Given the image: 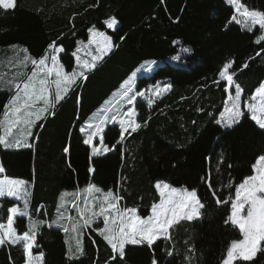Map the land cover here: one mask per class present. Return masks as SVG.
Segmentation results:
<instances>
[{
  "label": "trees",
  "instance_id": "obj_1",
  "mask_svg": "<svg viewBox=\"0 0 264 264\" xmlns=\"http://www.w3.org/2000/svg\"><path fill=\"white\" fill-rule=\"evenodd\" d=\"M240 2L248 11L264 13V0ZM233 15L228 0H15L13 9L0 8V134L7 126L4 105L33 67L31 59L41 58L54 43L63 49L55 53L57 59L70 70L73 53L88 42L90 27L112 37L111 50L80 75L62 101L51 99L55 107L31 129H13L30 147L0 144L2 177L28 183V215H16L14 227L22 235L37 222L31 252L41 257L40 264H152L154 257L158 264H221L231 241L242 237L238 228L225 224L229 197L234 198L235 186L252 174L256 158L264 155V129L247 112L231 128L217 124L227 93L218 73L231 62L233 85L241 86L243 96L253 95L264 82V41L257 43L264 31L258 25L248 31L231 19ZM110 17L117 22L113 28L106 23ZM146 60L155 63L153 68L133 83L144 93L132 104L140 127L129 129L121 140L119 122H109L99 136H92V144H85L92 133L84 125L79 132L80 118ZM157 84L170 87L153 96L149 89L155 91ZM120 101L116 97L113 103L122 112L129 105ZM42 107L38 101L30 111ZM157 181L196 189L204 205L201 214L173 225L169 239L161 237L152 246L126 245L123 258L96 231L102 228L101 220L80 230L77 252L76 234H66L61 227H70L71 221L52 219L63 191L66 211L74 220H80L81 207L94 209L90 194L108 191L121 196L122 205L148 214L157 198ZM90 184L100 192L87 191ZM217 198L229 202L217 204ZM19 203L0 197L1 223ZM25 262L22 243L0 246V264ZM234 264H264V250L251 261Z\"/></svg>",
  "mask_w": 264,
  "mask_h": 264
},
{
  "label": "snow or ice",
  "instance_id": "obj_2",
  "mask_svg": "<svg viewBox=\"0 0 264 264\" xmlns=\"http://www.w3.org/2000/svg\"><path fill=\"white\" fill-rule=\"evenodd\" d=\"M236 11L244 18V23L248 31H252V25H258L260 29H264V13L256 11H248L247 8L240 2V0H228ZM15 7V0H0V8L9 10ZM233 21L241 23L236 15L231 17ZM108 28H113L117 23L115 19H110L107 22ZM90 37L89 44L95 42L97 44L96 52L99 55L93 56V63L80 61L77 59V64L83 69H91L95 66V62L100 60L107 49L111 48V41L104 32H97L94 29H89ZM264 41V36H261L257 43ZM53 53L50 57L51 66H48L47 58L41 57L40 59H31V64L36 66L33 68L31 75L23 83L22 87L17 84L15 95L10 97L7 104L4 105L7 109L5 116L6 127H4L3 134H0V144L5 148H22L30 147L23 136L16 138L13 135V129L23 125L26 129H31L35 121H39L45 113L55 107L53 100L49 99V86L55 84V101H62L64 95L69 92V89L76 83V77L83 75V72H65L62 64L59 63L55 53L62 52L63 49L57 47L54 43L48 46ZM26 51V50H25ZM79 47L77 48V52ZM74 55L76 53H73ZM259 55V53H257ZM29 56H24V61H28ZM247 65H245L246 67ZM232 63H225L219 70L220 81L227 82V85L234 84V73L229 70ZM55 76L54 80L49 77ZM135 75V73L133 74ZM131 78L126 80L121 85L125 89L122 93L123 98L127 101L128 105H132L137 97L143 96V92H137L135 95L129 94L133 91ZM170 85L165 84L163 88L157 84L155 91L149 89L153 96H158L167 91ZM229 89L225 87L224 91ZM241 86L235 84L234 95H229L225 101L224 111L220 113L221 119L217 124H222L226 128H231L236 125L245 113L241 111ZM42 101L44 107L38 111H30L36 102ZM151 103V100H149ZM248 112L251 113V119L261 128L264 129V82H261L255 88L252 95V102L244 105ZM136 112L132 107H128L127 111L122 114L119 119L120 124V138H125V133L131 129L135 132L140 125L136 122ZM112 120L117 117L113 115ZM103 122V121H101ZM43 125H41L42 127ZM90 127H92L90 125ZM96 131L84 141L85 144H92V136L99 133V125L95 126ZM131 132L128 134L130 135ZM32 133L29 131L28 135ZM69 149L64 148V152ZM97 149L94 147L93 152ZM107 151V149H105ZM254 174L247 176L237 186H235V198L229 197L231 204L230 214L225 220V224L230 223L233 227L239 229L242 239H233L230 246L227 247L226 256L223 258L221 264H234V261H251L255 255L264 250L261 242L264 241V155L259 156L256 162L252 165ZM4 169L0 167V172ZM89 171H93L89 168ZM23 181L16 179H9L4 177L0 179V197L5 195L8 197H17L22 190ZM159 192V203H153L150 209V215L142 217L138 214L137 208H125L120 210L118 201L122 199L119 195H113L112 191L104 193L103 201L101 202L98 211H92L91 208L86 207L81 212L80 220H74L71 217L65 218L63 215L59 216L57 222H63L65 219L71 221V226L61 223V227L66 234L69 232L75 233L73 239L76 240V251L80 252V230L90 225L93 220L98 217H103V228H97L96 231L104 240L111 246L112 252L118 254L120 258L125 255L126 245H147L152 246L159 238L163 237L169 239L170 228L181 220L192 221L200 216V209L204 207L201 199L198 197V191L193 189H177L172 187L166 182L157 181L154 185ZM209 189L216 195L215 190L211 189L209 182ZM87 191L100 192V189L94 185H89ZM217 204H227L229 201H221L219 198L216 200ZM107 205L106 207L104 205ZM19 211L21 217L27 216V210L20 211L17 208L10 209L7 217V224L0 223V246L10 243L16 245L23 244V254L26 258V264H34V261H39L41 257L37 255L32 256L31 250L33 249V241L35 240V231L37 222L33 221L29 225V230L24 231L22 235H18L13 228V214ZM82 221V223H81ZM71 252V249H70ZM115 259V257H113ZM152 264H158L155 257Z\"/></svg>",
  "mask_w": 264,
  "mask_h": 264
},
{
  "label": "rangeland",
  "instance_id": "obj_3",
  "mask_svg": "<svg viewBox=\"0 0 264 264\" xmlns=\"http://www.w3.org/2000/svg\"><path fill=\"white\" fill-rule=\"evenodd\" d=\"M235 12H236V16H237V18H238V20H241V22L243 23V24H245L244 23V18L236 11V9H235ZM110 19H115L114 17H110L108 20H110ZM107 20V21H108ZM246 25V24H245ZM89 29H94L95 31H97V32H104L105 33V35L109 38V40L111 41V48H112V37H111V35L109 34V33H107L106 31H101V30H99V29H97V28H95V27H90ZM263 31H264V29H263ZM88 32H89V30H88ZM89 37H90V33H89ZM80 48H79V51L77 52V50H76V54L74 55L75 56V58H74V66L70 69V70H67V69H65V67H64V65L62 64V62L58 59V61H59V63L60 64H62L63 65V67H64V70H65V72H68V73H71V72H73V70H75L76 72H84L85 70H87V69H83L80 65H78L77 64V59L79 58V60L80 61H86V62H88V63H93V60H92V57L93 56H96V55H99L97 52H96V48H97V44L95 43V42H93V43H91V44H89V38H88V42H86L85 44H83V45H80L79 46ZM111 48L110 49H107L106 51H105V53L104 54H107L110 50H111ZM174 60V59H173ZM97 62V61H96ZM95 62V63H96ZM172 62H175V61H172ZM47 63H48V66H51V59H50V57H49V59L47 60ZM154 62L153 61H148V60H146V61H143L139 66H137L126 78H124L123 80H122V82L117 86H114V87H112L109 91H107L106 92V94L100 99V100H98L94 105H92L91 107H90V111L88 112H86V114L85 115H83L81 118H80V120H79V123H78V130H79V132L80 133H83V131H84V127H83V125L84 126H89V128H91V133H93L94 132V130H96V128H95V126L96 125H99V133H101L102 132V129L109 123V122H113V121H116V122H119V119H120V117L122 116V114L124 113V112H126L127 111V109H128V107H132V105H129V106H127L126 107V109L124 110V111H120V110H118V105H116V104H114L113 103V101H114V99L116 98V97H118L121 101H120V104H122V105H126L127 104V101L123 98V96H122V93H123V91L125 90V89H122L121 88V85L122 84H124V82L126 81V80H129L130 78H131V84H130V86L132 87V89H133V91L129 94L130 96H133V95H135L138 91H136L135 89H134V86H133V83H134V80H135V78L137 77V75H139V74H141V73H145V72H149L152 68H153V66H154ZM34 67H36V66H34L33 65V67L28 71L27 70V76H26V78L22 81V85H23V83L27 80V77L29 76V75H31V73H32V70H33V68ZM135 73V75H133ZM79 77H80V75H78L77 77H76V80H78L79 79ZM52 78V80H54L55 79V76L53 75L52 77H49V79H51ZM226 82V81H225ZM22 85H20L21 87H22ZM226 87L229 89L228 91H227V93H226V96H225V98H224V100H223V104H222V107H221V109L218 111V114H217V121L218 120H220L221 119V117H220V113L221 112H223L224 111V106H225V101H227V98H228V96L229 95H234V93H235V85H233V89L231 90L230 88H231V86H229V85H227V82H226ZM49 99H53L54 98V96H55V92H56V86H55V84L53 83V84H51L50 86H49ZM241 91H242V88H241ZM64 96H65V94H63ZM252 102V95L251 96H243V92H242V95H241V100H240V104H241V111L242 112H247L248 114H249V116L251 117V113L250 112H248V110H247V108L244 106L246 103H251ZM133 108V107H132ZM113 115H115L116 117H117V119L116 120H112L111 119V117L113 116ZM102 116V121L103 122H101V124H100V121H101V119H100V117ZM90 125L92 126V127H90ZM222 127H224L222 124H220ZM24 127L25 126H23V125H20V126H18V129H17V131H16V133L17 132H19L20 130L21 131H23L24 132ZM224 128H226V127H224ZM99 133L97 134V135H95L96 137L97 136H99ZM261 156V155H260ZM259 157V156H258ZM257 157V158H258ZM256 158V159H257ZM255 162H256V160H255ZM254 162V163H255ZM1 167V166H0ZM254 174V171L252 172V174L251 175H253ZM4 177H2V173L0 172V179H3ZM10 179V178H9ZM16 180H21V181H23L24 183H23V186H22V190H21V192L19 193V195L17 196V197H8V198H12V199H18V201L20 202L17 206H15V207H12V208H17L18 210H20V211H23V210H25L26 209V197H27V191H28V185H26V181L25 180H23V179H16ZM163 182H166V181H163ZM156 183V182H155ZM166 183H168V182H166ZM241 183V182H240ZM239 183V184H240ZM169 185H171L170 183H168ZM238 184V185H239ZM172 187H175V188H177V189H187V190H189V191H191V190H193V189H189V188H186V187H181V186H174V185H171ZM66 191H63L62 193H61V195H60V197L58 198V200H57V203H56V205H55V207H54V211H53V220H56V221H58V218H59V216H61V215H63L65 218H68V217H70V214L69 213H67V211H66V200L67 199H65V197H64V194H66L65 193ZM86 192V191H85ZM156 192H157V198L155 199V200H153L152 201V203H151V205L153 204V203H159V201H160V195H159V192L156 190ZM102 193V192H101ZM101 193H98V194H94V195H91L90 194V196H92L95 200V205H94V209H92V211H98V209H99V206H100V204H101V202L103 201V196H104V194H101ZM85 199H88V193H85ZM67 197V196H66ZM91 198V197H90ZM90 198H89V200H90ZM234 198H235V195H234ZM233 198V199H234ZM118 203V207L120 208V210H124L125 208H133V207H135L136 208V206H133V205H125V204H121V203H119V202H117ZM151 205H150V209H151ZM105 207L107 206L106 204L104 205ZM12 208H10V209H12ZM10 209H9V212H10ZM150 209H149V213L148 214H145V215H140L139 213V215L140 216H142V217H147L148 215H150L151 213H150ZM81 210H82V207H81ZM16 215H19V211L17 212V213H15V214H13V228H14V230L16 231V229H15V227H14V217L16 216ZM99 220H101L102 221V228H103V226H104V224H103V217L102 216H98V217H96L94 220H93V222H98ZM55 221V222H56ZM1 223V222H0ZM2 224H7V221L5 222V223H2ZM17 233V232H16ZM18 234V233H17ZM243 237H241L240 239H242ZM230 246V245H229ZM228 246V247H229ZM227 251V250H226ZM32 256L33 257H36L37 255H35V254H33L32 253ZM225 256H226V254H225ZM225 256H224V258H225ZM25 264H26V262H25ZM34 264H40V260L39 261H34Z\"/></svg>",
  "mask_w": 264,
  "mask_h": 264
},
{
  "label": "crops",
  "instance_id": "obj_4",
  "mask_svg": "<svg viewBox=\"0 0 264 264\" xmlns=\"http://www.w3.org/2000/svg\"><path fill=\"white\" fill-rule=\"evenodd\" d=\"M52 53H51V49L49 48L43 55V57H46L47 60L49 59V57H51ZM56 55V54H55ZM40 59V58H39ZM52 80V78L50 79ZM15 95V94H14ZM1 166V165H0ZM26 185H28V183L26 182Z\"/></svg>",
  "mask_w": 264,
  "mask_h": 264
},
{
  "label": "bare ground",
  "instance_id": "obj_5",
  "mask_svg": "<svg viewBox=\"0 0 264 264\" xmlns=\"http://www.w3.org/2000/svg\"><path fill=\"white\" fill-rule=\"evenodd\" d=\"M186 106V105H185ZM213 109V108H212ZM198 110V109H197ZM200 125V124H199Z\"/></svg>",
  "mask_w": 264,
  "mask_h": 264
}]
</instances>
